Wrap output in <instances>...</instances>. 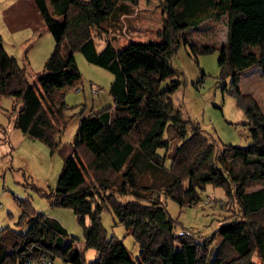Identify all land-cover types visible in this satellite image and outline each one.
Instances as JSON below:
<instances>
[{
  "label": "trees",
  "instance_id": "1",
  "mask_svg": "<svg viewBox=\"0 0 264 264\" xmlns=\"http://www.w3.org/2000/svg\"><path fill=\"white\" fill-rule=\"evenodd\" d=\"M34 2L53 38L42 68L34 72L37 84L7 53L0 35V97L12 99L14 126L51 151L59 148L56 136L66 123L64 87L81 78L75 52L113 75L112 102L80 117L73 141L61 148L62 169L49 193L52 206L73 210L84 247L93 248L96 258L86 260L78 247H66L68 233L61 223L20 200L18 228L0 229V264H51L56 257L70 264H264V113L240 87L244 69L257 64L264 76V0H162L158 33L163 40L129 41L120 50L109 39L98 49L93 31H106L111 19L127 15L138 0ZM223 16L226 35L217 63L247 117L250 141L217 149L175 107L172 95L180 81L170 58L180 42L197 53L186 31ZM166 80L169 84L160 88ZM167 125L180 140L174 147L164 137ZM207 184L224 189L229 214L210 235L199 237L185 228L176 232L162 196L179 206L195 204ZM125 195L130 198L122 200ZM103 208H110L133 236L137 258L121 239L106 235Z\"/></svg>",
  "mask_w": 264,
  "mask_h": 264
},
{
  "label": "rangeland",
  "instance_id": "2",
  "mask_svg": "<svg viewBox=\"0 0 264 264\" xmlns=\"http://www.w3.org/2000/svg\"><path fill=\"white\" fill-rule=\"evenodd\" d=\"M6 1L0 0V7ZM161 1L138 0L124 20L120 17L111 19L106 24V31H93L97 48L101 49L106 39L117 50L129 41H162L163 37L158 33L163 24ZM46 34L40 41L45 36L52 39L49 32ZM225 35L226 17L214 23L207 21L185 33V38L198 49L197 53L180 42L170 58L171 66L176 70L174 78L180 81L172 95L175 107L184 117L197 123L217 149L227 143L245 146L250 141L247 117L234 95L228 91L230 77L221 72L217 63L219 46L225 42ZM206 46L213 48L208 52L203 51ZM74 57L82 80L64 87L66 123L62 132L56 136L59 148L51 151L43 141L25 135L14 126L10 115L12 99L0 97V229L5 226L18 228L15 222L21 213L19 202L27 200L35 211L58 220L66 229V247L76 246L83 251L86 260H93L96 258V251L93 248L85 249L83 227L73 210L52 206L49 197L62 169L61 148L73 141L80 117L112 102L109 86L113 75L108 70L89 63L79 51L75 52ZM29 80L37 84L34 75L29 76ZM168 84V80L163 81L160 88ZM76 86H80V89L76 90ZM240 87L243 92L254 96L264 113V76L257 64L241 72ZM53 106L58 105L53 103ZM164 137L170 140L173 147L180 141L173 137L168 125L165 127ZM158 152L162 154L163 150L159 149ZM200 196L199 202L185 206H179L173 199L162 196L169 215L177 222L176 232L185 228L194 231L199 237L210 235L217 228L219 220L229 214L222 187L207 184ZM129 198L130 195L121 197L122 200ZM100 220L106 235L121 239L131 257L137 258L138 244L124 225L115 219L110 208H103ZM85 223L90 224L89 218H86ZM25 228L26 226L21 227ZM215 245L216 243L211 254ZM51 264L70 263L56 257Z\"/></svg>",
  "mask_w": 264,
  "mask_h": 264
},
{
  "label": "crops",
  "instance_id": "3",
  "mask_svg": "<svg viewBox=\"0 0 264 264\" xmlns=\"http://www.w3.org/2000/svg\"><path fill=\"white\" fill-rule=\"evenodd\" d=\"M126 16L128 15L120 18L124 20ZM218 20L209 21L214 23ZM200 26L202 24L195 28ZM46 33L48 31L34 0H7L0 7V35L3 46L9 55L14 56L26 67L28 78L42 68L52 49L53 38L49 40L48 36H45V39L40 41ZM57 108L58 106L55 107Z\"/></svg>",
  "mask_w": 264,
  "mask_h": 264
},
{
  "label": "built area",
  "instance_id": "4",
  "mask_svg": "<svg viewBox=\"0 0 264 264\" xmlns=\"http://www.w3.org/2000/svg\"><path fill=\"white\" fill-rule=\"evenodd\" d=\"M76 90L80 89V86H76L75 87ZM47 261L46 260H41V262L39 264H46Z\"/></svg>",
  "mask_w": 264,
  "mask_h": 264
}]
</instances>
